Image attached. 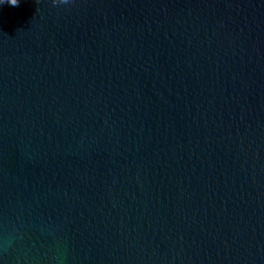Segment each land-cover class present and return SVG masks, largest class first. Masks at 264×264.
Returning <instances> with one entry per match:
<instances>
[{
  "label": "water",
  "instance_id": "1",
  "mask_svg": "<svg viewBox=\"0 0 264 264\" xmlns=\"http://www.w3.org/2000/svg\"><path fill=\"white\" fill-rule=\"evenodd\" d=\"M0 264H264V0L0 3Z\"/></svg>",
  "mask_w": 264,
  "mask_h": 264
},
{
  "label": "clouds",
  "instance_id": "2",
  "mask_svg": "<svg viewBox=\"0 0 264 264\" xmlns=\"http://www.w3.org/2000/svg\"><path fill=\"white\" fill-rule=\"evenodd\" d=\"M0 3H7L10 6L18 7L19 6V0H0Z\"/></svg>",
  "mask_w": 264,
  "mask_h": 264
}]
</instances>
